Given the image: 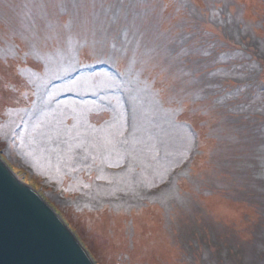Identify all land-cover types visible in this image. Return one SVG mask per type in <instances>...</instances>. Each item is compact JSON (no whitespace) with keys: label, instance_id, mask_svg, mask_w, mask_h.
<instances>
[{"label":"rangeland","instance_id":"rangeland-1","mask_svg":"<svg viewBox=\"0 0 264 264\" xmlns=\"http://www.w3.org/2000/svg\"><path fill=\"white\" fill-rule=\"evenodd\" d=\"M43 13L88 17L97 55L85 71L97 75L68 85L50 74L26 100L0 67V152L19 178L97 264H264V0H0V36L33 20L41 30ZM165 55L172 95L201 98L182 117L193 142L144 84ZM105 74L125 87L94 95ZM101 97L119 98L118 111L97 109ZM120 112L135 117L128 127Z\"/></svg>","mask_w":264,"mask_h":264},{"label":"snow or ice","instance_id":"snow-or-ice-1","mask_svg":"<svg viewBox=\"0 0 264 264\" xmlns=\"http://www.w3.org/2000/svg\"><path fill=\"white\" fill-rule=\"evenodd\" d=\"M173 5L169 3H160L158 5L159 15L168 14L169 8ZM178 10V9H174ZM44 24L41 30H37L35 20L28 24H22L21 30H12L11 33H4L0 36V44L5 47L4 55L0 56V67L11 70V73L22 82L27 90L12 88V92H19L24 99H29L28 91L32 90V85L37 80H45L50 74L55 75L56 79H64L68 85H76L78 79L83 81H93L96 78L95 72L85 71L91 67L86 61L92 60L97 55V49L94 44H90L84 33L90 31V21L87 16L79 18V14L68 16L67 18L48 19L47 13L42 14ZM30 33V38L25 35ZM24 42V47L16 43V37ZM39 40L41 47L37 49L34 41ZM114 47V45H113ZM187 53H185L186 55ZM53 64L58 66V71H53ZM152 68L155 70V76L144 81L147 91L154 98L156 107L163 111L170 119V123L175 126L177 123L188 129L186 136L189 142L195 140V133L191 130L186 120L182 117L186 112H196L193 107L200 97L191 99V104H186L182 99L178 100L172 95L175 90V81L171 76V64L168 57L162 56L159 59L153 58ZM106 79L110 82L108 88H102L94 92L99 96L101 92L109 91L113 87H125L123 82L120 85L115 84V77L105 74ZM51 83V80H48ZM46 87V85H45ZM72 91V88L68 89ZM183 91V89H181ZM35 95V92H33ZM191 96V93L188 94ZM19 101L5 105V115L15 110ZM120 99L116 98L115 102L108 100L95 105L99 110L117 112L120 106ZM127 109H125V112ZM121 120V128L128 127L130 120L134 116L125 115L123 112L118 113ZM71 135V132L68 133ZM163 134V133H162ZM75 138V137H74ZM163 143V141H161Z\"/></svg>","mask_w":264,"mask_h":264},{"label":"water","instance_id":"water-1","mask_svg":"<svg viewBox=\"0 0 264 264\" xmlns=\"http://www.w3.org/2000/svg\"><path fill=\"white\" fill-rule=\"evenodd\" d=\"M0 155V264H97L74 226Z\"/></svg>","mask_w":264,"mask_h":264},{"label":"trees","instance_id":"trees-1","mask_svg":"<svg viewBox=\"0 0 264 264\" xmlns=\"http://www.w3.org/2000/svg\"><path fill=\"white\" fill-rule=\"evenodd\" d=\"M3 152V151H2ZM151 256H154V254H150Z\"/></svg>","mask_w":264,"mask_h":264}]
</instances>
